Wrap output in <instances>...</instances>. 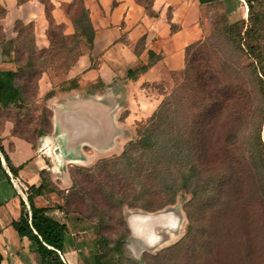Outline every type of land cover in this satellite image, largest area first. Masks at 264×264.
Returning a JSON list of instances; mask_svg holds the SVG:
<instances>
[{
  "label": "trees",
  "instance_id": "16d2710c",
  "mask_svg": "<svg viewBox=\"0 0 264 264\" xmlns=\"http://www.w3.org/2000/svg\"><path fill=\"white\" fill-rule=\"evenodd\" d=\"M40 1L50 25L51 4ZM244 1L249 23L244 34L257 38L256 44L230 50L205 47L204 39L189 44L179 85L164 96L150 117L138 122L136 137L126 142L119 154L78 167L79 172L83 171L81 181L71 170L67 192L53 189L43 171L37 186L20 187L29 207L21 197L20 216L12 226L20 237L35 243L39 264H69L64 256L67 223L51 216V207H38L33 202L34 196L53 190L63 199L64 203L56 208L63 211L64 218L77 213L99 227L112 220L117 210L119 224L127 226L124 207L156 212L174 204L180 192L187 193L185 232L174 244L153 255L157 260L164 259L163 253L187 251L199 261L221 239V218L233 205H248L255 197L264 209V47L258 44L264 30V7L258 12L254 0ZM79 19L81 34L92 42L94 30L83 1ZM244 21L228 23L227 30L239 23L243 27ZM240 31L238 26L236 33ZM24 43L21 39L18 47ZM145 68L142 65L128 70L127 75L134 76ZM17 76L18 70H0V108L23 106ZM63 82L70 88L77 87L75 78ZM54 92L47 91L44 98L47 100ZM0 152L16 177L17 170L1 143ZM0 169L10 181L1 160ZM81 183L86 186L83 188ZM126 240L124 234H118L110 250L122 254ZM95 241L98 252L93 255V263L118 264L105 258L107 238L99 236ZM2 259L0 252V264Z\"/></svg>",
  "mask_w": 264,
  "mask_h": 264
},
{
  "label": "crops",
  "instance_id": "0c3cea01",
  "mask_svg": "<svg viewBox=\"0 0 264 264\" xmlns=\"http://www.w3.org/2000/svg\"><path fill=\"white\" fill-rule=\"evenodd\" d=\"M48 1L53 21L65 25L64 34H73L75 29L62 8L73 0ZM83 5L94 35L92 42L86 38L81 41L87 50L82 49L66 73L65 80L75 78L77 87L56 90L46 101L52 134H57L61 145L59 151L39 154L41 140L33 145L11 133L10 120L3 123L0 143L17 170L13 177L23 185L37 186L43 171L53 189L67 192L71 186L67 162L87 160L91 154L84 152L83 146H107L109 132L124 134L125 143L133 139L135 125L150 117L169 93L171 74L183 70L185 48L210 31L216 8L228 23L247 17L244 0H83ZM49 23L40 0H0V70H16L15 52L23 30L31 31L35 47H48ZM142 65H146L144 70L127 75L128 70ZM53 135L44 137L52 141ZM2 156L0 152V160ZM103 157L106 155H97L95 160ZM10 181L0 169L1 264H39L35 243L20 237L12 226L20 216L21 194L25 195ZM33 202L38 207H51L49 214L65 221L71 234L76 225L86 222L77 213L64 218L63 211L56 208L63 199L54 190L34 196ZM90 255L84 248L83 257L90 261Z\"/></svg>",
  "mask_w": 264,
  "mask_h": 264
},
{
  "label": "rangeland",
  "instance_id": "374dc122",
  "mask_svg": "<svg viewBox=\"0 0 264 264\" xmlns=\"http://www.w3.org/2000/svg\"><path fill=\"white\" fill-rule=\"evenodd\" d=\"M82 1L73 0L62 7L72 23L75 33L64 34L65 25L53 21L47 28L49 46L38 48L33 44L31 31L26 29L22 38L25 43L21 47H17L15 54L16 70H18L16 84L22 92L23 106L15 107L9 104L0 108V133L4 131V121L10 120L13 124L11 129L13 135L21 137L33 145L41 140V147L37 152L39 154L46 155L50 151L57 152L61 146L59 141L57 142V134L54 133L53 135L51 131V113L47 107V100L44 98L47 91L44 88L53 89L55 92L70 88L67 82H63L67 70L73 61L79 57L82 49L87 48L81 45V41H86L84 40L86 37L81 34L83 28L79 19L82 14ZM254 5L256 10L260 12L263 10L264 0H254ZM227 25L228 22L216 8L212 27L204 38L206 40L205 47L218 49L222 47L230 50L232 47H247V44L257 43V38L244 34L249 25L247 18H245L243 27L241 23L236 28L234 27L235 31H232L234 28L227 30ZM238 26L241 30L239 35L236 33ZM259 38L258 44L264 47V30ZM171 77L169 92L179 85L180 73L171 74ZM135 126L137 127V125ZM49 134L53 135L52 141H48L47 137H44ZM135 137L136 133L132 138ZM123 138L124 134L112 131L108 133L106 138L105 145L107 146L102 149L93 145L83 146L84 152L91 154L90 157L87 156V160L82 158L79 161L70 160L67 162L69 172L72 170L77 176V180H80L83 171L79 172L78 167L92 165L98 161V159L95 160L97 155L103 154L106 157H111L120 153L122 146L126 144L125 138ZM47 157L50 159V156ZM52 165L51 161L50 169ZM15 181L17 189L24 186L19 179H15ZM82 186L84 188L86 185L83 184ZM76 189H80V186H77ZM188 197L187 193L180 192L176 196L174 204L151 213L167 212L171 214L174 226H155L148 236L133 233L129 228L128 221H126L127 226L120 225L118 210L112 220L100 227L95 221L87 220L80 215L86 222L83 225H76L73 234L69 233L64 256L71 264H75L76 260L79 261V264H94L93 255L98 252V245L95 240L97 237L103 236L108 240L107 246L103 247L106 253L105 258H110L118 264H264V209L256 202L255 197L250 199L248 205L235 204L228 210L227 216L221 218V226L224 225L221 239L213 251L202 254L199 261L195 257H191L187 251L185 253H163L164 259L157 260L154 258L153 255L159 254L166 247L174 244L184 234L187 224L184 205ZM242 201L240 200V203ZM123 214L127 220L130 215H144L148 212L124 207ZM118 234H124L127 237L123 244V253L120 255L109 248L113 245ZM84 248L91 252L92 259L90 261L83 257Z\"/></svg>",
  "mask_w": 264,
  "mask_h": 264
},
{
  "label": "bare ground",
  "instance_id": "6f19581e",
  "mask_svg": "<svg viewBox=\"0 0 264 264\" xmlns=\"http://www.w3.org/2000/svg\"><path fill=\"white\" fill-rule=\"evenodd\" d=\"M129 228L133 233H140L145 236L150 235V231L155 226H174L171 214L159 212L157 214H134L129 216ZM154 234V233H153Z\"/></svg>",
  "mask_w": 264,
  "mask_h": 264
},
{
  "label": "water",
  "instance_id": "95a60500",
  "mask_svg": "<svg viewBox=\"0 0 264 264\" xmlns=\"http://www.w3.org/2000/svg\"><path fill=\"white\" fill-rule=\"evenodd\" d=\"M1 162H3L2 164L6 167V169H7V173H8V175H9V177H10V180H11L13 186L17 189L16 183H15V178L13 177L12 173H11L10 170L8 169V167H7V165H6L7 162H5V159H4L3 156L1 157ZM17 191L21 194V192H20L18 189H17ZM21 195H22L23 199L25 200L26 205L29 207V204H28V202L26 201L25 196H23V194H21ZM151 213H153V212H148V214H151ZM146 215H147V214H146ZM127 221H129V217H128ZM128 225H129V223H128ZM60 256H61L62 259L64 260V257H63V255H62L61 253H60Z\"/></svg>",
  "mask_w": 264,
  "mask_h": 264
},
{
  "label": "built area",
  "instance_id": "2783aa9c",
  "mask_svg": "<svg viewBox=\"0 0 264 264\" xmlns=\"http://www.w3.org/2000/svg\"><path fill=\"white\" fill-rule=\"evenodd\" d=\"M15 183H16V181H15ZM16 186H17V184H16ZM21 192V191H20ZM22 193V192H21Z\"/></svg>",
  "mask_w": 264,
  "mask_h": 264
}]
</instances>
